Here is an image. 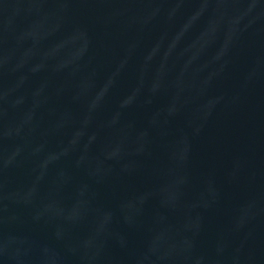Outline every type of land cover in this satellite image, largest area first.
<instances>
[{"label": "water", "instance_id": "obj_1", "mask_svg": "<svg viewBox=\"0 0 264 264\" xmlns=\"http://www.w3.org/2000/svg\"><path fill=\"white\" fill-rule=\"evenodd\" d=\"M0 264H264V0H0Z\"/></svg>", "mask_w": 264, "mask_h": 264}]
</instances>
